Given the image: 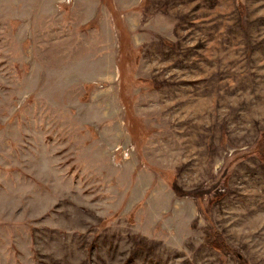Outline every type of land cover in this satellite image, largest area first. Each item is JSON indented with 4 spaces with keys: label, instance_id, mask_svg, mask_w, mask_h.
<instances>
[{
    "label": "rangeland",
    "instance_id": "1",
    "mask_svg": "<svg viewBox=\"0 0 264 264\" xmlns=\"http://www.w3.org/2000/svg\"><path fill=\"white\" fill-rule=\"evenodd\" d=\"M263 132L264 0H0V264H264Z\"/></svg>",
    "mask_w": 264,
    "mask_h": 264
},
{
    "label": "trees",
    "instance_id": "2",
    "mask_svg": "<svg viewBox=\"0 0 264 264\" xmlns=\"http://www.w3.org/2000/svg\"><path fill=\"white\" fill-rule=\"evenodd\" d=\"M260 141L264 143V132L260 138ZM260 149L257 150L256 153L261 154V151H264V144H261ZM263 155V154H261ZM261 161L264 162V160L261 159ZM213 238V240L209 243L211 248H213L216 252L218 253H224L229 251L230 249L228 248V246L226 244H224L225 242L223 241L222 237L220 236V234L218 233H213V235L211 236ZM227 246V247H226ZM239 264H243V262L239 263Z\"/></svg>",
    "mask_w": 264,
    "mask_h": 264
}]
</instances>
